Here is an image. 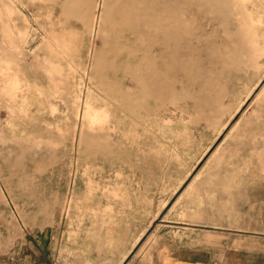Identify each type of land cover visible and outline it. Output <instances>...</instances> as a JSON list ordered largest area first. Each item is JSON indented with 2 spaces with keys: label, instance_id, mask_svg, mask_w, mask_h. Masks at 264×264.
I'll return each instance as SVG.
<instances>
[{
  "label": "rangeland",
  "instance_id": "374dc122",
  "mask_svg": "<svg viewBox=\"0 0 264 264\" xmlns=\"http://www.w3.org/2000/svg\"><path fill=\"white\" fill-rule=\"evenodd\" d=\"M257 194L264 0H0V264H110Z\"/></svg>",
  "mask_w": 264,
  "mask_h": 264
},
{
  "label": "crops",
  "instance_id": "0c3cea01",
  "mask_svg": "<svg viewBox=\"0 0 264 264\" xmlns=\"http://www.w3.org/2000/svg\"><path fill=\"white\" fill-rule=\"evenodd\" d=\"M259 194L250 204L239 203L243 209H234L232 214L230 210L225 214L224 210L214 217L206 205L198 220H161V226L168 227L167 233L157 235L151 245L138 251L136 245H130L110 264H264V202ZM220 199L221 208L238 205L232 204L223 193ZM246 205L251 207L247 216L250 213L253 216L249 221L252 227H244ZM213 237L221 241L213 243ZM223 239L231 240L223 243Z\"/></svg>",
  "mask_w": 264,
  "mask_h": 264
}]
</instances>
